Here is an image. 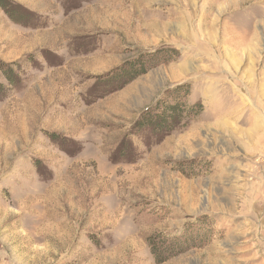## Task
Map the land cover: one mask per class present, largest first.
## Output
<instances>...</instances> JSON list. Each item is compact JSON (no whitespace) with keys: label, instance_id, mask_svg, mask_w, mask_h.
I'll return each mask as SVG.
<instances>
[{"label":"rangeland","instance_id":"rangeland-1","mask_svg":"<svg viewBox=\"0 0 264 264\" xmlns=\"http://www.w3.org/2000/svg\"><path fill=\"white\" fill-rule=\"evenodd\" d=\"M0 3V264H156L179 236L205 244L162 264H264V0ZM179 86L191 118L133 129Z\"/></svg>","mask_w":264,"mask_h":264},{"label":"trees","instance_id":"trees-1","mask_svg":"<svg viewBox=\"0 0 264 264\" xmlns=\"http://www.w3.org/2000/svg\"><path fill=\"white\" fill-rule=\"evenodd\" d=\"M0 8L4 12L6 11V13H9L2 3H0ZM159 55V51L140 54L134 59L125 62L109 74V76H112L109 83L119 85L120 87L131 83L139 76L164 64L166 60H160ZM7 79L9 81L10 78L8 77ZM185 89L184 86L170 89L162 98L154 103L153 107L145 109L140 119L133 126V129L136 131H147L156 137L170 135L179 126L184 117L187 119L192 117V109H195L189 108L184 103L183 98L187 95ZM202 220L203 219L199 220V222H202ZM158 239L159 238L153 237L147 242L152 258L156 264H162L174 256L180 255L190 249L199 248L205 244L201 242L203 239L202 237L197 238L195 241H191L189 239L187 240L185 236H179L177 238L168 239V241L165 242V251L162 250V252H157L155 241H158Z\"/></svg>","mask_w":264,"mask_h":264}]
</instances>
